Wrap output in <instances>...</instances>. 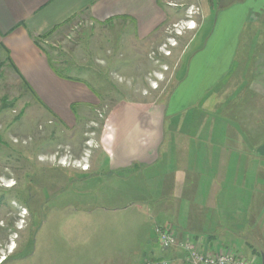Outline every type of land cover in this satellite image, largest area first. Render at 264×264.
<instances>
[{
    "label": "crops",
    "instance_id": "1",
    "mask_svg": "<svg viewBox=\"0 0 264 264\" xmlns=\"http://www.w3.org/2000/svg\"><path fill=\"white\" fill-rule=\"evenodd\" d=\"M181 3L202 6L196 29L187 28L194 34L212 0H0V57L12 61L17 78L30 86L51 121L73 127L76 104H95L94 94L83 80L58 73L35 38L83 18L133 24L136 36L145 41L182 18L177 8ZM233 16L236 20V13ZM262 17L256 12L242 19L237 33L226 31L238 39L224 45L223 55L207 44L198 49L192 57H200L194 84L186 82L190 65L166 103H119L108 116L101 140L112 156L114 173L153 176L155 183L139 201V209L154 213L155 231L171 228L181 240L189 237L206 251L233 250L250 259L264 255ZM209 53L215 54V63L209 64ZM154 244L156 251L143 254L141 264L146 259L188 264L180 245L165 249Z\"/></svg>",
    "mask_w": 264,
    "mask_h": 264
},
{
    "label": "rangeland",
    "instance_id": "2",
    "mask_svg": "<svg viewBox=\"0 0 264 264\" xmlns=\"http://www.w3.org/2000/svg\"><path fill=\"white\" fill-rule=\"evenodd\" d=\"M212 1L197 31L202 6L181 3L182 18L145 41L133 24L83 18L40 39L58 71L83 80L94 94L95 104H76L73 127L51 121L30 86L2 59L0 263L7 258L3 264H141L143 254L156 251L154 213L139 209L153 176L114 173L101 140L119 103H166L190 65L186 82L194 84L200 60H192L195 52L207 44L222 54L228 41L238 39L226 31L237 33L242 19L256 12L263 16L258 26L264 45V0ZM188 24L195 25L194 34ZM215 54L209 53V64ZM251 260L263 264L264 255Z\"/></svg>",
    "mask_w": 264,
    "mask_h": 264
},
{
    "label": "built area",
    "instance_id": "3",
    "mask_svg": "<svg viewBox=\"0 0 264 264\" xmlns=\"http://www.w3.org/2000/svg\"><path fill=\"white\" fill-rule=\"evenodd\" d=\"M193 23V21L191 22ZM192 24H188L191 28ZM175 27H177L175 25ZM156 233L159 244L165 249L181 246L185 252V261L188 264H257L249 258L237 255L233 250L222 249L218 252H209L198 242L186 237L181 240L179 234L171 228L157 227ZM143 264H170L168 260L146 259Z\"/></svg>",
    "mask_w": 264,
    "mask_h": 264
},
{
    "label": "trees",
    "instance_id": "4",
    "mask_svg": "<svg viewBox=\"0 0 264 264\" xmlns=\"http://www.w3.org/2000/svg\"><path fill=\"white\" fill-rule=\"evenodd\" d=\"M50 34H52V32H50V33H48V34H45V35H43V36L36 37V38H35L36 43L39 44V43H40V39H42V38H46V37H48ZM52 63H53V65H54L56 71H57L58 73L62 74L60 71H58V69H57L56 65L54 64V62H52ZM10 64L13 66L12 61L10 62ZM4 65H5V61H3V60L1 59V57H0V69H2V68L4 67ZM6 260H7V258H6L4 261H6ZM4 261L2 262V264L4 263Z\"/></svg>",
    "mask_w": 264,
    "mask_h": 264
},
{
    "label": "bare ground",
    "instance_id": "5",
    "mask_svg": "<svg viewBox=\"0 0 264 264\" xmlns=\"http://www.w3.org/2000/svg\"><path fill=\"white\" fill-rule=\"evenodd\" d=\"M191 28H195V25H192ZM5 259H6V258H5ZM3 260H4V259H3ZM3 260H1V261H3ZM0 264H2V262H1Z\"/></svg>",
    "mask_w": 264,
    "mask_h": 264
},
{
    "label": "water",
    "instance_id": "6",
    "mask_svg": "<svg viewBox=\"0 0 264 264\" xmlns=\"http://www.w3.org/2000/svg\"><path fill=\"white\" fill-rule=\"evenodd\" d=\"M264 264V263H263Z\"/></svg>",
    "mask_w": 264,
    "mask_h": 264
}]
</instances>
